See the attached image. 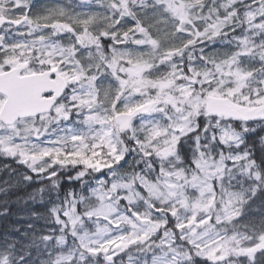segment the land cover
<instances>
[{"label": "snow or ice", "instance_id": "snow-or-ice-1", "mask_svg": "<svg viewBox=\"0 0 264 264\" xmlns=\"http://www.w3.org/2000/svg\"><path fill=\"white\" fill-rule=\"evenodd\" d=\"M0 264H264V0H0Z\"/></svg>", "mask_w": 264, "mask_h": 264}]
</instances>
